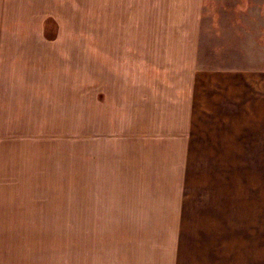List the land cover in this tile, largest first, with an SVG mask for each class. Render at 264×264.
<instances>
[{
    "label": "rangeland",
    "instance_id": "rangeland-1",
    "mask_svg": "<svg viewBox=\"0 0 264 264\" xmlns=\"http://www.w3.org/2000/svg\"><path fill=\"white\" fill-rule=\"evenodd\" d=\"M134 1L8 0V10L34 25L48 15L43 33L57 42L53 49L30 38L15 49L0 36V264H66L78 249L110 243L107 234L81 230V166L84 171L93 153L90 123L99 114L94 50L99 39L113 36V25L126 34L133 16L141 17L130 9ZM71 38L85 41L79 52L70 51ZM84 48L87 80L78 87L77 72L70 78L65 66ZM48 55L61 83L53 96L64 87L75 98L78 89L87 90L86 110L35 103L21 115L25 79ZM193 108L176 264H264V0L203 1Z\"/></svg>",
    "mask_w": 264,
    "mask_h": 264
},
{
    "label": "crops",
    "instance_id": "crops-1",
    "mask_svg": "<svg viewBox=\"0 0 264 264\" xmlns=\"http://www.w3.org/2000/svg\"><path fill=\"white\" fill-rule=\"evenodd\" d=\"M203 1L159 0L153 5L142 0L140 6L135 0L130 9L137 8L141 17L133 16L126 34L113 25V36L99 39L93 66V104L99 114L90 123L94 131L89 151L93 153L84 171L81 166L80 219L82 232L85 229L93 236L95 231L96 237L107 234L110 243L78 249L75 257L66 258V264H176L174 239L182 211ZM7 3L0 0L3 46L18 49L33 38L36 45L55 49L57 40L43 33L48 15L34 25L31 17L20 19L21 14L8 10ZM8 12L15 14L9 21ZM24 22L26 29L21 31ZM34 29L37 36H31ZM84 42L71 38L68 47L76 53ZM88 55L84 48L65 66L70 78L77 72V86L86 85ZM47 61L44 67L34 63L25 79L27 99L21 115L27 116L25 109L34 108L35 103L49 109L54 104V109H68L74 103L80 112L86 110L87 90L78 89L75 98L64 87L63 93L53 96L61 83L51 55ZM88 193L93 196L89 203ZM84 219L88 227L83 226Z\"/></svg>",
    "mask_w": 264,
    "mask_h": 264
}]
</instances>
